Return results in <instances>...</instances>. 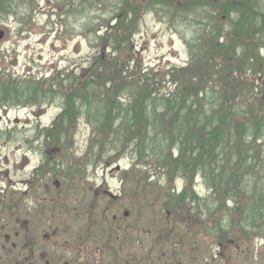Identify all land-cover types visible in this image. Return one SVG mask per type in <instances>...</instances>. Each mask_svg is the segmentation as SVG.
<instances>
[{"label":"rangeland","instance_id":"obj_1","mask_svg":"<svg viewBox=\"0 0 264 264\" xmlns=\"http://www.w3.org/2000/svg\"><path fill=\"white\" fill-rule=\"evenodd\" d=\"M133 1L0 0V29L4 31L0 80L11 76L37 88L40 81L57 74H80L93 57L111 53L101 45V38L114 25L115 13H122L123 3L132 2L140 14L123 56L136 60V78L152 83L163 76L157 88L166 93L171 89L166 81L169 69L189 61L186 43L195 35L196 27L190 22L193 16L175 13L177 0ZM249 5L264 14V0H249ZM61 109L60 96L51 104L0 107V264H264L262 238L248 240L234 232L240 241L229 253L221 252L210 236L219 214L210 218L208 227L205 216L192 217L185 210L161 222L160 206L167 199L164 192L178 194L185 182L169 181L150 159L144 167L132 168L135 158L131 151L114 155L106 148L105 156L98 151L94 155L89 148L92 129L86 119L77 122L67 145L43 144L38 131L50 127ZM46 160L60 164L61 169L54 176L44 170V178L37 183L34 173ZM133 176L152 187L144 194L150 205L139 204L148 212L144 209L143 223L133 228L135 241L123 238L128 229L123 225L133 226L138 217L137 207L128 201ZM194 190L209 197L200 178L195 180ZM110 200L120 208L103 218L122 219L120 224L112 221L119 229L116 240L103 239L108 231L95 237L86 235L83 240L81 233L89 228V207L102 221L101 212ZM225 207L230 209L232 204ZM225 212L229 218L230 211ZM161 215L165 220L166 213ZM226 230L223 237L231 235L230 227Z\"/></svg>","mask_w":264,"mask_h":264},{"label":"trees","instance_id":"obj_2","mask_svg":"<svg viewBox=\"0 0 264 264\" xmlns=\"http://www.w3.org/2000/svg\"><path fill=\"white\" fill-rule=\"evenodd\" d=\"M177 3L174 12L192 15L190 22L196 30L186 43L188 63L171 67L167 73L171 89L166 93L157 88L163 76L152 83L136 78V60L123 56L140 14L138 5L131 2L123 3L122 13H115L114 25L101 38V45L111 53L93 57L78 75L57 74L40 81L37 88L28 80L1 79L0 107L51 104L60 96L61 112L50 127L38 131L43 144L67 145L77 122L86 119L92 129L89 148L94 155L98 151L105 156L106 148L114 155L131 151L132 168L144 167L150 159L169 181L185 182L178 194L164 192L167 199L160 206L161 222L185 210L192 217L205 216L208 227L210 218L219 214L210 236L221 252L229 253L240 241L234 232L248 240L264 239V14L254 11L249 0ZM60 169V164L46 160L34 173L36 182L44 178V170L54 176ZM197 178L209 197L194 190ZM133 179L128 201L144 220L148 211L139 204L150 200L144 194L152 187L142 184L139 176ZM229 204L232 207L227 209ZM115 205L110 200L100 213L102 218ZM225 210L230 211L229 218ZM162 213L167 215L165 220ZM112 221L97 220L89 207V233L81 235L112 233ZM227 227L231 235L223 237Z\"/></svg>","mask_w":264,"mask_h":264},{"label":"flooded vegetation","instance_id":"obj_3","mask_svg":"<svg viewBox=\"0 0 264 264\" xmlns=\"http://www.w3.org/2000/svg\"><path fill=\"white\" fill-rule=\"evenodd\" d=\"M117 208H120V207H118L117 205H115L114 208H113L112 210L115 211V210H117ZM117 216H118V215H117ZM115 217H116V214H115ZM113 221L116 222V223H119V224H120V221H122V219H116V220H113ZM140 223H141V219H140V217H138V218L134 221L133 226H132V225H129V226L123 225V227L128 228V229L125 230V231H126V235H125L123 238L125 239L126 237H129L130 240H134V241H135L136 239H135V237L132 235V231H133V228L138 227ZM113 229H114L113 232H112V233H109V234H107V235H105V236H103V239H108V240H112V241L116 240V239H114V235L116 234L118 227H117V226H114ZM118 230H119V229H118ZM140 232H141V234H143V233H142V230H141ZM90 236L95 237L96 235H90ZM81 237H82L83 240H86V236L81 235ZM167 237H168V236H167ZM87 238H89V235H87ZM103 239H102V240H103ZM108 242H109V241H108ZM108 244H110V243H108ZM133 246H134V243H132V247H133ZM110 251H111V250H110Z\"/></svg>","mask_w":264,"mask_h":264},{"label":"water","instance_id":"obj_4","mask_svg":"<svg viewBox=\"0 0 264 264\" xmlns=\"http://www.w3.org/2000/svg\"><path fill=\"white\" fill-rule=\"evenodd\" d=\"M4 37V31L2 29H0V40H2Z\"/></svg>","mask_w":264,"mask_h":264}]
</instances>
